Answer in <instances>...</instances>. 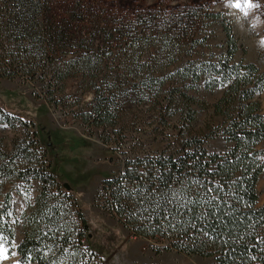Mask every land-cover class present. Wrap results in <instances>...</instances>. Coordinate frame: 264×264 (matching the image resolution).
Listing matches in <instances>:
<instances>
[{
    "label": "trees",
    "instance_id": "16d2710c",
    "mask_svg": "<svg viewBox=\"0 0 264 264\" xmlns=\"http://www.w3.org/2000/svg\"><path fill=\"white\" fill-rule=\"evenodd\" d=\"M91 3L0 0V76L38 80L47 100L55 103L52 94L81 72L94 89L81 121L101 128L104 145L121 137L124 127L137 131L127 151H121L118 172L96 191L98 206L132 236L153 239L156 251L175 250L211 264H264V205L256 203L255 188L264 169V114L258 98L264 71L253 62L234 60L240 44L224 21L221 53L183 60L191 55L184 48L202 42L192 33L200 5L178 6L170 13L138 10L114 22L132 30L121 33L117 24L100 25V14L87 8ZM68 47L74 55L63 59L60 50ZM112 63L119 71L99 73ZM36 74L41 76L36 79ZM216 88L222 92L211 104L196 95L199 89ZM143 106L146 116L140 112ZM196 107H211L219 121L195 127ZM126 113L130 118H124ZM2 121L11 124L0 109ZM32 123H22L23 129ZM140 125L162 135L160 149H146ZM24 135L15 136L8 149L0 147V251L10 253L14 237L13 195L3 187L19 180L14 189L25 196L35 178L41 188L15 251L21 261L35 264H78L85 256L82 241L93 252L88 223L77 210V228L65 203L69 196L60 199L51 189L54 174L47 171L40 140L34 132ZM214 139L223 147H211ZM72 199L76 202L73 194Z\"/></svg>",
    "mask_w": 264,
    "mask_h": 264
},
{
    "label": "rangeland",
    "instance_id": "374dc122",
    "mask_svg": "<svg viewBox=\"0 0 264 264\" xmlns=\"http://www.w3.org/2000/svg\"><path fill=\"white\" fill-rule=\"evenodd\" d=\"M92 1L93 3L87 8L100 14V25L103 23L107 27H116L117 24L121 28L123 26L120 22L116 24L114 22L121 17H133L138 10L159 8L170 13L178 6L200 5L202 12L194 17L196 21L192 33L202 42L191 49L184 48L182 52L190 50L191 55H184L183 60L207 59L210 53L213 55L221 53L225 41L221 21H224L230 26L240 44L234 60L253 62L261 71H264V0ZM208 12L217 14V17H207ZM75 18L80 20V17ZM161 21L162 18L158 20V23ZM131 31L126 27L122 28L121 33ZM117 50L118 46L114 48L112 55ZM60 51L63 59H70L74 55V48L71 47ZM115 65L116 63L108 66L104 64L99 73L112 72L116 69L119 71ZM173 67L174 65H171L169 69ZM36 75V79L41 76ZM83 76L81 72H75L68 77L62 91L52 94L55 103L47 100V94L44 92L46 90L42 87V82L38 80H28L20 75H15L14 78L0 76V109L7 113L12 124L6 121L0 123V147L8 149L15 136L24 137V134H27L30 137L32 132L36 134V140H40L38 144L40 152H44L43 158L50 164L47 171L54 174L55 185L51 186L52 191L59 193L60 199L64 195L69 196V200L65 203L70 208L77 228L80 227V222L73 215L77 210L88 223L86 233L90 238V247L93 252L86 250L87 243L82 241L80 245L85 256L78 264H211L208 258L188 256L175 250L156 251L154 249L156 243L153 239L132 236L121 223L98 206L96 191L106 178L118 172L121 165V151H127L137 131H133L132 127H124L121 137L115 136L117 139L109 145L102 143L101 128L84 124L79 118L81 112L89 110L94 96V89L87 84L88 78ZM221 92L220 88L208 92L199 89L196 95L211 104L216 101ZM258 98L264 114V90ZM196 109L193 124L195 127H199L209 119L214 123L219 121L217 116L211 115V107L208 109L196 107ZM140 110L141 114L147 115L145 106ZM124 118H130L129 114L126 113ZM24 122L33 123L28 130H24L22 124ZM139 130L147 150L162 147V135L155 136V133L149 131L150 125H140ZM210 146L221 148L223 144L219 139H214L210 141ZM261 158L264 159V155ZM17 182L19 180L7 182L3 187V190H11L13 195L10 221L14 226V237L11 252L0 256V264H35L31 261H21L15 246L21 240L22 229L25 226L28 227L27 218L35 204L41 183L32 178L30 186L24 190L26 195L23 196L14 189V184ZM64 183H67L68 187L64 186ZM255 188L258 195L256 203L264 205V169L257 179ZM72 194L76 202L73 201Z\"/></svg>",
    "mask_w": 264,
    "mask_h": 264
},
{
    "label": "snow or ice",
    "instance_id": "6c2138e0",
    "mask_svg": "<svg viewBox=\"0 0 264 264\" xmlns=\"http://www.w3.org/2000/svg\"><path fill=\"white\" fill-rule=\"evenodd\" d=\"M237 7H239V4H237ZM0 255H3V252L2 251H0Z\"/></svg>",
    "mask_w": 264,
    "mask_h": 264
},
{
    "label": "water",
    "instance_id": "95a60500",
    "mask_svg": "<svg viewBox=\"0 0 264 264\" xmlns=\"http://www.w3.org/2000/svg\"><path fill=\"white\" fill-rule=\"evenodd\" d=\"M64 186L68 187L67 183H64Z\"/></svg>",
    "mask_w": 264,
    "mask_h": 264
}]
</instances>
